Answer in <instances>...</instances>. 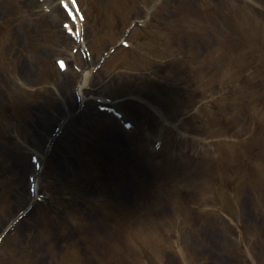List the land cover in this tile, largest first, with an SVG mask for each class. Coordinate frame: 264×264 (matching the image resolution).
<instances>
[{
    "label": "rangeland",
    "instance_id": "obj_1",
    "mask_svg": "<svg viewBox=\"0 0 264 264\" xmlns=\"http://www.w3.org/2000/svg\"><path fill=\"white\" fill-rule=\"evenodd\" d=\"M79 1L80 6H86L83 33L92 66L100 64L110 46L127 38L124 26L128 20L134 16L146 19L151 16V9L145 7L141 11L142 0ZM206 3V6L211 4L206 10L212 25L205 27L207 40L199 39V53L205 54L209 45L214 48L219 33L223 35L227 31L231 35L225 43L228 71L223 64L221 75L233 77V84L237 85L239 79L245 81V76L251 73L254 82L249 92L264 94V48L254 49L250 45H257L254 42L257 29L252 21H243L247 15L240 10L245 4L264 17V0H207ZM205 5L202 6L199 0H165L164 13L170 18L182 7L197 15ZM227 7L233 12L236 10L229 16L236 29L241 30L242 38L238 36L240 31L228 26L232 21L228 20V23L221 15ZM66 20L59 0H0V232L29 204L35 165L36 162L42 164L38 175L42 200L32 205L0 244V264H100L101 261L107 264H143L145 261L159 264L160 248H155L157 244L153 238L165 242L170 234L178 231L188 238L187 244L194 254L204 240L207 247L203 248L202 254L204 258L212 257L211 264H228L226 260L230 259L224 255V250L229 235L255 236L258 240L254 243L253 258L249 260L242 255L241 260L246 264H264V172L261 169H264V144L259 143V136L252 140L250 130L245 134L247 144L244 148L255 152L256 165L241 157L232 162L236 168L228 177L231 181L225 179L216 184V195H220L225 203L222 208L228 214L236 213L241 225L237 227L239 232H235V226L232 230L227 227L224 232V228L217 225L218 219L213 223L206 219L207 216H198L197 210L206 205L207 196L213 192L202 185L203 191L198 192L193 186L189 187L191 183L181 181L179 188L172 190L169 169L153 173V164L139 154L140 142L131 140L125 130H121L120 118L102 112L99 107L105 101L120 107V103L111 101L144 90L161 95L156 82L165 91H171L166 93L164 102L174 116V122L181 123L186 130L202 135L226 126L219 106H207V92H203L205 103L202 102L198 109L190 107L191 110L184 112L180 105L185 96L196 100L202 95L201 90L194 75L193 78L188 76L187 80L180 76L184 71L181 67L187 63L178 61L176 54L163 56L158 53L152 55V60L140 56L137 40L148 36L149 30L134 28L127 39L132 46L128 49L118 46L93 72L83 93L87 100L82 106V114L71 117L65 131L63 129L48 149L55 128L76 113L78 102L73 91L80 70L85 68L74 37L63 27ZM58 58L66 61V70L57 69L55 61ZM149 63H172V76H168L169 72L162 67L145 72ZM146 73L154 80L147 78ZM244 83H249V79ZM237 100L229 93L227 101L233 105L241 104ZM247 103L250 102L243 104ZM233 115L236 121L237 116H243L236 109ZM138 119L142 121L141 117ZM227 124L233 127L232 122ZM235 124L239 125L238 122ZM263 124L264 121H256L253 128L259 130ZM219 136L217 133L212 138ZM219 159L215 160V167L221 180L222 172L227 173L229 165ZM209 163L201 161L198 167L205 169ZM251 176L256 177L257 186L246 181ZM205 177L204 173L202 178ZM252 184L257 187L254 198ZM189 199H192L191 205H183ZM176 214L181 221L179 226ZM56 219H62L61 223ZM222 223L228 225L227 221L222 220ZM143 234L153 236L147 238ZM134 236L139 238L142 251L134 247ZM165 247L164 260L176 264L174 251Z\"/></svg>",
    "mask_w": 264,
    "mask_h": 264
},
{
    "label": "bare ground",
    "instance_id": "obj_2",
    "mask_svg": "<svg viewBox=\"0 0 264 264\" xmlns=\"http://www.w3.org/2000/svg\"><path fill=\"white\" fill-rule=\"evenodd\" d=\"M192 13L193 12L180 9L176 17L168 18L161 9L156 17V24L160 25L161 33L164 37L169 39V43L167 45L169 48H171V46H176L178 49L184 50L185 45H188L189 48L187 49L191 52L193 59L199 62L198 68L203 77L206 79L205 83L207 89L210 91V102L221 104L222 113L225 116H230L231 114H234L235 110L231 103L227 101L229 93L232 90H234V92L236 91L233 84V78H231V80L227 83H223L221 86L219 85L217 89L212 86V82H214L213 79L218 78L215 74L223 67L224 64L223 46L221 43L216 44L214 48L209 45L210 48H208L205 54L201 55L199 53V39L203 41L207 40L205 27L206 25H211L212 20H202L200 17L193 15ZM139 22H142V20ZM89 75V71L84 72L81 85L79 86V93H81V89L89 80ZM243 96L245 98H251L255 101L257 97V95L249 92L244 93ZM236 102H242V100H237ZM236 142L237 141H234V143ZM189 147L190 146L186 141L184 144L182 141H179L175 146V151L182 152L188 150ZM232 147L233 146H231V149ZM209 211L215 212L216 209L211 207ZM182 236H179V240L183 239ZM206 244H208V242ZM203 246L204 242H200L197 251L199 254L203 253ZM184 256L185 255L183 253L182 257L184 258ZM205 260L206 261H203L201 264H211V257H206Z\"/></svg>",
    "mask_w": 264,
    "mask_h": 264
}]
</instances>
